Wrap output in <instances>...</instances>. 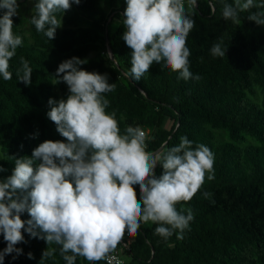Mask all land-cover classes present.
<instances>
[{"label": "trees", "instance_id": "16d2710c", "mask_svg": "<svg viewBox=\"0 0 264 264\" xmlns=\"http://www.w3.org/2000/svg\"><path fill=\"white\" fill-rule=\"evenodd\" d=\"M22 1L17 0L18 5ZM32 2L27 21L19 13L12 17L13 32L23 42L9 61L12 79L0 76V180L11 175L14 158L31 157L45 140H64L47 118V102L66 98L67 86L58 83L56 69L77 57L86 61L84 70L107 74L115 85L104 95L109 101L106 111L116 113L121 133L127 126H140L148 133L146 150L151 153L178 145L181 136L191 140L193 148L203 144L214 153V179L209 181L206 174L195 196L176 205L178 211L191 208L194 213L183 238L174 231L165 239L155 233L160 225L142 222L137 234H124L116 246L124 261L264 264V25L247 19L264 9L240 12L236 24L222 16L223 5L234 0H196L195 6L184 0L194 21L186 41L189 70L200 79L178 78L162 61L153 62L136 81L129 75L131 50L122 39L125 0H81L69 11L57 12L62 24L53 40L31 24L36 14V0ZM220 41L227 47L225 57H214L210 50ZM21 57L33 69L27 86L16 75ZM155 173H162L159 165ZM134 191L139 199V188ZM20 218L30 217L24 212ZM22 234L24 242L16 245L21 254L5 255L3 264H66L59 245ZM5 247L0 234V250ZM48 247L55 248V254L42 260ZM75 264L107 263L77 256Z\"/></svg>", "mask_w": 264, "mask_h": 264}, {"label": "clouds", "instance_id": "9594fccd", "mask_svg": "<svg viewBox=\"0 0 264 264\" xmlns=\"http://www.w3.org/2000/svg\"><path fill=\"white\" fill-rule=\"evenodd\" d=\"M81 0H36L31 24L49 39L55 38L65 13ZM122 39L131 50L130 77L139 81L153 62L178 72V78L199 80L189 70L190 50L187 37L194 21L186 13L184 0H125ZM195 6L196 0H188ZM214 8V5H211ZM17 0H0V76L12 79L9 61L22 45L13 32L12 17L18 15ZM252 8L264 9V0H234L225 3L222 16L239 24L238 14ZM248 20L264 25V10L252 12ZM223 42L211 48L214 57H225ZM77 57L61 62L57 81L66 84L68 94L58 101L49 98L47 118L64 140H45L32 150L31 157L14 158L10 176L0 180V234L5 255L22 250V230L43 239L47 245L60 246L66 264L77 256L89 262L105 259L123 238L125 231L135 235L141 223L160 226L155 233L167 239L178 238L194 219L191 208L177 210L189 202L207 179H214V153L205 145L180 137L178 145L158 153L146 150L148 133L140 126H127L121 133L116 113H108L105 93L114 84L107 74L86 71ZM16 71L19 81L31 83L33 69L23 57ZM159 165L162 173L157 176ZM4 171L0 167V172ZM139 188L137 199L134 188ZM205 198L211 193L204 192ZM30 217L24 221L20 214ZM166 225V226H165ZM48 247L42 260L54 256ZM68 253H71L69 255ZM32 258L31 253L28 254ZM15 258V257H13Z\"/></svg>", "mask_w": 264, "mask_h": 264}, {"label": "built area", "instance_id": "2783aa9c", "mask_svg": "<svg viewBox=\"0 0 264 264\" xmlns=\"http://www.w3.org/2000/svg\"><path fill=\"white\" fill-rule=\"evenodd\" d=\"M125 235L129 236L130 233H128L126 230ZM122 245H125V243H122ZM104 260L107 264H127L124 259L120 256V249H118L117 247L110 253H108Z\"/></svg>", "mask_w": 264, "mask_h": 264}, {"label": "rangeland", "instance_id": "374dc122", "mask_svg": "<svg viewBox=\"0 0 264 264\" xmlns=\"http://www.w3.org/2000/svg\"><path fill=\"white\" fill-rule=\"evenodd\" d=\"M32 7H33V2L32 0H23L21 2V4L19 5L18 7V13L21 15V17L27 21L28 17H29V14L32 10ZM148 224L150 223L147 222ZM145 223V224H147Z\"/></svg>", "mask_w": 264, "mask_h": 264}, {"label": "water", "instance_id": "95a60500", "mask_svg": "<svg viewBox=\"0 0 264 264\" xmlns=\"http://www.w3.org/2000/svg\"><path fill=\"white\" fill-rule=\"evenodd\" d=\"M111 54V53H110Z\"/></svg>", "mask_w": 264, "mask_h": 264}]
</instances>
